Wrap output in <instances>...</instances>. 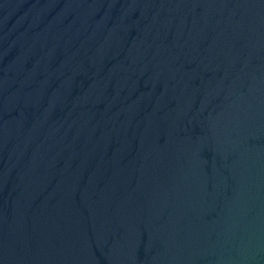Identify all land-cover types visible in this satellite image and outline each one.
Returning <instances> with one entry per match:
<instances>
[{
	"label": "water",
	"instance_id": "water-1",
	"mask_svg": "<svg viewBox=\"0 0 264 264\" xmlns=\"http://www.w3.org/2000/svg\"><path fill=\"white\" fill-rule=\"evenodd\" d=\"M0 264H264V0H0Z\"/></svg>",
	"mask_w": 264,
	"mask_h": 264
}]
</instances>
